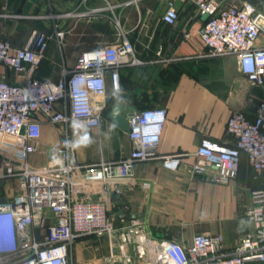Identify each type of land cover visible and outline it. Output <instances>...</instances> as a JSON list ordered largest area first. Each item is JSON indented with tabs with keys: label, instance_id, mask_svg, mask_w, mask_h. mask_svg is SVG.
I'll list each match as a JSON object with an SVG mask.
<instances>
[{
	"label": "built area",
	"instance_id": "obj_1",
	"mask_svg": "<svg viewBox=\"0 0 264 264\" xmlns=\"http://www.w3.org/2000/svg\"><path fill=\"white\" fill-rule=\"evenodd\" d=\"M161 16L166 24L178 18L176 0H165ZM193 3L206 18L198 29L205 55H234L241 72L254 84L264 83V0H241L227 6L217 0H179ZM112 6L87 7L63 16L87 17L112 10ZM118 25L117 19L114 20ZM121 39L111 45L80 51L71 68H64L57 81L33 76L53 34L34 31L28 43L12 47L0 38V63L22 77L19 82L0 81V132L10 137L36 140L41 123L67 124L82 121L98 127L102 110L120 89V66L135 63L133 43L120 30ZM109 84V88H108ZM104 99L103 105L95 103ZM131 141L128 154L118 160L83 163L75 160L70 144L51 151L50 161L32 166L26 158L0 155V179L16 178L22 193L0 204V264H72L75 243L105 237L111 248L115 233L133 246L136 261L124 264H247L264 261V187L251 191L247 217L253 232L245 235L231 254L224 252L221 234L197 233L186 245L176 239L153 238L136 219L110 209L111 194L119 193L118 182L130 181L138 163L161 159L164 168L176 170L181 154L159 156L157 148L167 120L164 107H148L127 116ZM226 131L233 143L208 136L200 139L190 169L216 183L236 178L240 158L257 174L264 172V101L257 104L253 119L233 110ZM144 186L148 183L144 182ZM100 188L103 199H95ZM49 212V213H48ZM41 230V238L34 229ZM127 230H129L127 232ZM130 233L135 235L130 236ZM7 235V239L5 238Z\"/></svg>",
	"mask_w": 264,
	"mask_h": 264
},
{
	"label": "crops",
	"instance_id": "obj_2",
	"mask_svg": "<svg viewBox=\"0 0 264 264\" xmlns=\"http://www.w3.org/2000/svg\"><path fill=\"white\" fill-rule=\"evenodd\" d=\"M217 1L227 6L241 0ZM106 4L112 10L87 17L63 16ZM175 6L177 20L166 24L161 18L167 8L165 0H0V38L9 40L12 47L25 46L34 31L53 34L33 72L37 79L57 81L64 68L74 66L80 51L119 42L120 30L127 33L138 60L120 66V89L102 110L98 127L76 120L67 124L42 121L36 140L0 132V155L43 166L54 148L69 143L78 162L118 160L129 153L131 141L128 130L108 118L112 106L122 102L135 110L164 107L167 120L157 153L181 154L182 164L171 170L162 166L160 158L138 163L133 180L118 182L120 191L111 194L110 209L127 220H138L140 228L157 239H176L188 245L197 233L221 234L224 252L231 254L254 230L247 211L252 189L264 187V172L255 173L242 155L236 178L222 184L193 173L190 166L202 137L233 143L226 131L230 113L240 110L253 119L257 104L264 101V83L254 85L234 55H205L198 29L206 16L191 2L176 0ZM257 44H264V33ZM21 79L0 63V81ZM95 103L103 105L104 99L96 98ZM85 132L89 142L75 146ZM99 190L95 199L104 198ZM21 193L16 178L0 179V203L12 202ZM34 233L41 238L40 229Z\"/></svg>",
	"mask_w": 264,
	"mask_h": 264
},
{
	"label": "rangeland",
	"instance_id": "obj_3",
	"mask_svg": "<svg viewBox=\"0 0 264 264\" xmlns=\"http://www.w3.org/2000/svg\"><path fill=\"white\" fill-rule=\"evenodd\" d=\"M129 230H127L128 232ZM135 235L130 233V236ZM124 243L119 233H115L113 247L105 237H91L82 244L74 245L71 251L73 264H124L127 259L132 263L136 261L133 246L128 244L126 250H121L120 244Z\"/></svg>",
	"mask_w": 264,
	"mask_h": 264
},
{
	"label": "water",
	"instance_id": "obj_4",
	"mask_svg": "<svg viewBox=\"0 0 264 264\" xmlns=\"http://www.w3.org/2000/svg\"><path fill=\"white\" fill-rule=\"evenodd\" d=\"M135 110L134 107L127 106L122 102L115 103L108 111L107 116L110 120L116 123L118 126L125 130H129V124L127 122V115ZM1 201L0 204H2Z\"/></svg>",
	"mask_w": 264,
	"mask_h": 264
},
{
	"label": "clouds",
	"instance_id": "obj_5",
	"mask_svg": "<svg viewBox=\"0 0 264 264\" xmlns=\"http://www.w3.org/2000/svg\"><path fill=\"white\" fill-rule=\"evenodd\" d=\"M89 142V137L87 132H85L79 140L76 141L75 146H79L81 143H87Z\"/></svg>",
	"mask_w": 264,
	"mask_h": 264
}]
</instances>
